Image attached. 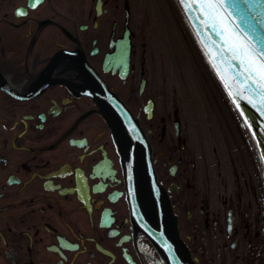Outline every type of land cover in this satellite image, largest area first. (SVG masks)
Returning <instances> with one entry per match:
<instances>
[{
  "label": "flooded vegetation",
  "instance_id": "1",
  "mask_svg": "<svg viewBox=\"0 0 264 264\" xmlns=\"http://www.w3.org/2000/svg\"><path fill=\"white\" fill-rule=\"evenodd\" d=\"M139 1L0 0V264H167L133 216L103 88L138 119L195 264H264L262 171L228 132L230 179L209 178Z\"/></svg>",
  "mask_w": 264,
  "mask_h": 264
},
{
  "label": "water",
  "instance_id": "2",
  "mask_svg": "<svg viewBox=\"0 0 264 264\" xmlns=\"http://www.w3.org/2000/svg\"><path fill=\"white\" fill-rule=\"evenodd\" d=\"M199 7L204 9L213 6ZM180 8L209 60L215 65L217 73L223 77V83L228 85L227 89L232 92V98L236 105L239 104L245 112L251 124V132L253 135L255 134L256 142L260 145L261 155L264 154V115H262L264 108H261L264 97L261 96L256 84L245 80L247 72H242L240 77H235V69L230 67V65H236V61L231 59L232 45L239 42L240 38L231 31L227 20L220 22L217 19L216 28L213 30L206 28L201 23L203 17L197 19V14L191 11L186 15L181 6ZM189 15L192 17L191 20ZM216 32L220 34L216 35ZM236 66L238 67V65ZM252 70L258 83H264V80L260 79L261 70L258 62L252 65ZM100 92L101 94L98 93V95L108 108L110 118L115 126V139L135 220L147 236L161 249L167 264H185V261L195 264L190 258L186 245L178 235L176 216L164 188L156 180L151 159V147L138 119L113 92L106 88ZM146 201L152 204L153 214L148 213ZM169 245L171 250L167 247Z\"/></svg>",
  "mask_w": 264,
  "mask_h": 264
},
{
  "label": "rangeland",
  "instance_id": "3",
  "mask_svg": "<svg viewBox=\"0 0 264 264\" xmlns=\"http://www.w3.org/2000/svg\"><path fill=\"white\" fill-rule=\"evenodd\" d=\"M137 6L140 13L137 19L139 28L144 29L140 33L145 35L152 52L155 53L157 75H165L172 81V106L182 108L183 116L188 114L193 117L195 114L193 130L204 137L203 149L208 161V172L211 173L209 178L215 180L220 170L226 179H230L226 153L228 148L226 149V144L220 139L228 132L236 143L233 150L235 152L238 149L235 152L237 155L240 154L239 144H246V153L240 154L242 164L246 160L245 167L251 166L255 174L261 175L258 159L234 110V104L217 82L218 79L206 64L205 58L200 55L176 1L141 0ZM229 155L233 153L229 152ZM223 180L221 177L220 193L225 194L229 190L223 188ZM262 181L261 191L258 190L251 198V202L259 207L264 204V180Z\"/></svg>",
  "mask_w": 264,
  "mask_h": 264
},
{
  "label": "snow or ice",
  "instance_id": "4",
  "mask_svg": "<svg viewBox=\"0 0 264 264\" xmlns=\"http://www.w3.org/2000/svg\"><path fill=\"white\" fill-rule=\"evenodd\" d=\"M39 2L40 0H35L31 6L35 7ZM178 3L186 15L191 11L197 14V19L203 17L201 23L206 28L215 30L217 19L220 22L228 21L231 31L240 38L239 42L232 45L231 56L238 67L236 65H230V67L235 69V77H240L242 72H247L245 80L256 84L261 96L264 97V83H258L252 70V65L258 62L261 70L260 79L264 80V0H178ZM203 5L213 7L201 9L199 6ZM23 14L20 11L17 12V15ZM191 18L189 15L190 20ZM219 34L216 32V35ZM213 43L215 44V41ZM220 78L223 80V77ZM224 86L228 88L227 84ZM228 95L231 97L232 92H228ZM237 108L240 110V115L245 117V123L249 124L251 130V124L242 107L237 104ZM261 108H264V101ZM257 146H260L259 143ZM261 161L264 162V154L261 155ZM129 178L131 179L130 175ZM129 191L131 194V189ZM167 247L171 250L170 245Z\"/></svg>",
  "mask_w": 264,
  "mask_h": 264
},
{
  "label": "bare ground",
  "instance_id": "5",
  "mask_svg": "<svg viewBox=\"0 0 264 264\" xmlns=\"http://www.w3.org/2000/svg\"><path fill=\"white\" fill-rule=\"evenodd\" d=\"M192 34V33H191ZM196 43V45H197V47H198V49H199V52H200V55H202L204 58H205V62H206V64L209 66V67H212L210 64H209V61L207 60V57L205 56V54H204V52L202 51V49L200 48V46H199V44L197 43V42H195ZM207 60V61H206ZM214 70V69H213ZM217 82H219V81H217ZM219 85H221V83L219 82ZM221 87L223 88V86L221 85ZM224 89V88H223ZM225 91V90H224ZM226 95H227V93H226ZM239 120H241L242 122H243V125L245 126L244 127V129H245V131H246V133H247V135H248V138H249V140L251 141V144H252V146H253V151L255 152V155H256V157H257V159H258V162L260 163V165L262 164V161H261V157H260V153H259V151H258V148H257V146H256V144H255V141H254V138H253V136L251 135V133L249 132V130L247 129V127H246V125H245V122L243 121V119H242V117L239 115ZM240 121V122H241ZM262 166V165H261ZM263 168V167H262ZM263 172H264V169L262 170Z\"/></svg>",
  "mask_w": 264,
  "mask_h": 264
}]
</instances>
